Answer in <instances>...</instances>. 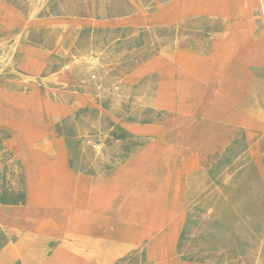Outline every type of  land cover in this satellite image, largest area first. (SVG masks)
<instances>
[{
    "label": "rangeland",
    "instance_id": "rangeland-1",
    "mask_svg": "<svg viewBox=\"0 0 264 264\" xmlns=\"http://www.w3.org/2000/svg\"><path fill=\"white\" fill-rule=\"evenodd\" d=\"M247 1L0 0V264H69L99 202L130 242L92 264H264V0L224 49Z\"/></svg>",
    "mask_w": 264,
    "mask_h": 264
},
{
    "label": "bare ground",
    "instance_id": "bare-ground-1",
    "mask_svg": "<svg viewBox=\"0 0 264 264\" xmlns=\"http://www.w3.org/2000/svg\"><path fill=\"white\" fill-rule=\"evenodd\" d=\"M254 5L261 6V0L247 1L236 8L234 20L229 25L230 30L234 34L228 45L225 46V50H228L229 46L236 45L239 42L240 31L243 25H250L252 21L251 9ZM212 6L214 7L215 5ZM184 87L183 96L179 100L178 105H183L187 100L196 95L195 91L190 90L186 81L184 82ZM115 190L116 184L114 182L110 185L106 194L112 198L116 197L117 193ZM103 195L105 194L103 193ZM124 205L127 209V216L132 215L139 209L134 199H128ZM99 206V211L92 212L89 210L84 215H77L76 218H73L68 223L65 237H71L78 245L71 246L70 248H66L63 245V248H60L59 252L66 255L69 264H92L91 258L100 248H103L108 254L114 256L129 244L130 229L125 220L122 219L120 213L117 210H108V205L102 202H99Z\"/></svg>",
    "mask_w": 264,
    "mask_h": 264
}]
</instances>
